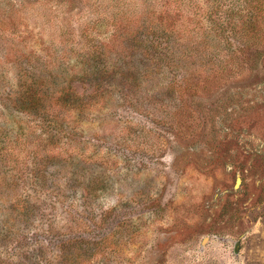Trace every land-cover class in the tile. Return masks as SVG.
<instances>
[{
	"label": "rangeland",
	"instance_id": "374dc122",
	"mask_svg": "<svg viewBox=\"0 0 264 264\" xmlns=\"http://www.w3.org/2000/svg\"><path fill=\"white\" fill-rule=\"evenodd\" d=\"M0 264H264V0H0Z\"/></svg>",
	"mask_w": 264,
	"mask_h": 264
},
{
	"label": "trees",
	"instance_id": "16d2710c",
	"mask_svg": "<svg viewBox=\"0 0 264 264\" xmlns=\"http://www.w3.org/2000/svg\"><path fill=\"white\" fill-rule=\"evenodd\" d=\"M45 84V83H44ZM38 86H42L41 84ZM33 97L26 99V101H22L20 106H18V109L22 110V112L32 113V114H40L45 113L46 107L42 106V102L47 96V90L43 89L42 87H37L34 89ZM61 95L63 97H67V103L69 104V100H72L73 106H70V108H75L84 112V110L87 107V103L91 100V98L94 96V93L90 95H78L77 92H74L71 86H63V89L61 91Z\"/></svg>",
	"mask_w": 264,
	"mask_h": 264
}]
</instances>
